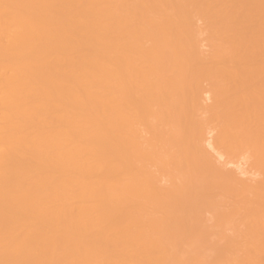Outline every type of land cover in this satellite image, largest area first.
Returning <instances> with one entry per match:
<instances>
[{"label":"bare ground","instance_id":"6f19581e","mask_svg":"<svg viewBox=\"0 0 264 264\" xmlns=\"http://www.w3.org/2000/svg\"><path fill=\"white\" fill-rule=\"evenodd\" d=\"M0 264H264V0H0Z\"/></svg>","mask_w":264,"mask_h":264}]
</instances>
